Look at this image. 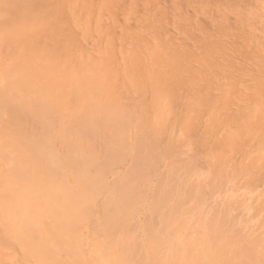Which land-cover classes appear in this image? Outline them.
<instances>
[{
	"label": "bare ground",
	"instance_id": "obj_1",
	"mask_svg": "<svg viewBox=\"0 0 264 264\" xmlns=\"http://www.w3.org/2000/svg\"><path fill=\"white\" fill-rule=\"evenodd\" d=\"M20 2L27 4L26 0H0V6L20 8ZM53 6L61 14L62 6ZM41 9L29 13L31 19H23L29 22L23 27L29 28V37L22 43L28 45L24 55L38 50L29 45L35 32L58 24L52 23L56 16L46 14L50 13L47 7ZM19 12L27 15L24 9ZM74 16L79 23L84 21L79 13ZM65 29L54 35L49 28L50 39L61 46H55L59 54L51 53L49 47L54 45L46 40L38 50L47 72L42 64L0 65V72L9 71L12 84L0 88V260L9 248L16 257L12 264H264V186L242 210L241 218L237 207L251 196L226 193L229 187L241 189L244 181L256 180L259 186L264 170L229 166L228 144L208 159V178L190 172L194 149L189 146L185 153H174L184 143L177 132L160 147L174 100L159 90L151 103L154 115L133 128L128 116L137 98L130 107L118 93H109L111 81L98 75L100 66L105 70L112 66L106 58L96 61L98 67L92 71L80 70L82 59L67 53L71 47L81 52L82 43ZM11 33L19 43L22 35ZM4 34L3 48L11 41ZM253 48L259 55L256 59L264 55V51L259 54V46ZM42 68L37 78L30 75ZM125 77L130 83L131 75ZM56 79L60 80L57 88ZM261 85L256 81L252 91ZM169 86H164L165 95ZM199 102H186L187 117ZM251 114L264 118L254 110ZM188 122L186 117L178 121L179 128L184 130L186 124L188 132ZM132 128L137 132L133 140L127 135ZM167 157L173 160L165 162ZM251 173L255 179L250 181ZM153 178L157 184L150 187ZM85 226L86 239L81 232Z\"/></svg>",
	"mask_w": 264,
	"mask_h": 264
},
{
	"label": "rangeland",
	"instance_id": "obj_2",
	"mask_svg": "<svg viewBox=\"0 0 264 264\" xmlns=\"http://www.w3.org/2000/svg\"><path fill=\"white\" fill-rule=\"evenodd\" d=\"M26 2L27 4L20 2V8L27 14L23 17L19 12V6L6 5V9L0 6V12L2 16L4 15L2 17L0 14V65L9 62L15 67H20L23 63L36 67L37 64H42L39 62L42 58L38 50L44 48L45 40L54 45L49 47L52 49L51 53L59 54L55 49L61 46L50 39L49 28L51 27L52 34L58 35L60 29H65L67 24L65 33L83 46L81 52L71 47L67 53L68 55L72 53L75 59H82V63H78L79 67L83 66L80 70L92 71L98 67L96 61L106 58L105 62L112 64L111 69L109 67L107 71L102 65L100 66L103 67L102 71L98 70L97 74L107 83L111 81L108 83V91H111L109 93H118L119 98L128 106L137 98L138 103H135L136 107L133 106L128 116L129 120H132L133 128L143 118L154 115L151 103L154 102V94L158 95L159 90L162 91L163 97H171L170 99L174 100L171 105L174 113L171 111L173 114L168 117V126L164 128L165 139L162 138L159 145L163 146L170 134L177 132L184 143L182 148L177 147L173 152L185 153L190 147L191 150L194 149V155L191 153L194 160L190 163L192 167L190 172H200L206 174L205 177L208 178L210 176L207 172L209 170L207 168H210L207 166L208 159L213 157V151L221 153L228 144L230 147L225 149V154H228L227 157L230 155L227 160L229 166L239 169L248 167L250 172L264 170L262 160L264 118L258 120L251 114L252 110L255 114H264V77H259L264 73V55L256 59L259 55L253 48L259 46V54L264 51V0H26ZM58 3L62 6L61 14L54 11L56 6L53 5ZM44 7L50 11L49 14L46 13L48 17L56 16L62 25L52 19V23L58 24L50 25L41 30L42 32H35L37 37L35 36L34 41L30 38L32 43L29 45L38 50H30L24 55L23 51L27 50L28 45L22 43L24 37H29L27 32L29 28L23 27L29 22L23 19L28 16L31 19L29 13L38 12ZM74 12L82 16L83 23L76 20ZM43 13L41 11L39 14L43 16ZM12 30L15 34L22 35L19 43L15 42ZM3 33L8 34L4 36L11 40L4 48L1 43ZM250 34L253 35L250 37ZM63 41L65 43L66 39ZM98 57L100 59L96 60ZM42 65L47 72V65ZM42 71L43 68L36 70L34 72L36 75H30L37 78ZM8 72L6 69L0 72V88L4 90L12 86ZM173 74L177 78H172ZM125 75H131L130 83ZM134 76L141 82L140 84H137ZM256 81L262 84V87L255 92L252 91V87L256 85ZM166 83L170 86L165 95ZM53 84L57 88L60 86V80L56 79ZM176 86L178 87L173 88ZM145 87L144 93L141 92ZM136 88L138 92H130ZM197 99L202 106L199 103L198 106H194L191 117L188 118L186 102L192 105L198 102ZM174 116V120L177 119L179 123L186 117V122L190 121L188 122L190 130L187 132L186 124L184 130L179 128L178 121L177 124L173 121ZM133 128L127 134L132 140L137 137L135 136L137 132ZM121 133L125 134L124 127ZM164 148H161L160 152H163ZM195 154H198L197 158ZM172 160L170 157L164 159L165 162ZM125 163L124 161L123 164ZM251 174L250 181L255 179L254 174ZM111 177L112 175L109 178ZM247 182L239 184L242 190L238 189L239 186L234 191L228 190L230 187L227 188L228 191L226 190V193L231 192L236 198L244 192L245 196L247 194L251 196H247L249 200L245 205H241L243 209L237 207L241 209V211L236 209L240 211V218L241 214L245 213L243 212L245 207L249 206L250 199L264 186V181L260 180L259 186L255 185L256 180L248 182L247 185H251L250 187L246 185ZM149 183L150 187L153 185L155 187L157 179H150ZM241 191L243 193L236 196ZM140 217L142 219L143 215ZM81 232L84 235L82 238L86 239L88 236L86 226ZM14 259L16 257L12 249L8 248L0 264H12Z\"/></svg>",
	"mask_w": 264,
	"mask_h": 264
}]
</instances>
